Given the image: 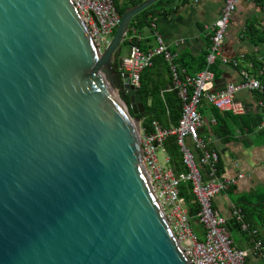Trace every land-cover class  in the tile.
Here are the masks:
<instances>
[{
    "label": "water",
    "instance_id": "obj_1",
    "mask_svg": "<svg viewBox=\"0 0 264 264\" xmlns=\"http://www.w3.org/2000/svg\"><path fill=\"white\" fill-rule=\"evenodd\" d=\"M159 1L126 9L101 53L73 0H0V264H191L120 75L132 20Z\"/></svg>",
    "mask_w": 264,
    "mask_h": 264
},
{
    "label": "built area",
    "instance_id": "obj_2",
    "mask_svg": "<svg viewBox=\"0 0 264 264\" xmlns=\"http://www.w3.org/2000/svg\"><path fill=\"white\" fill-rule=\"evenodd\" d=\"M245 0H224V6L218 19L206 26L210 42L206 57V68L191 78H182L176 65V55L166 46L157 31L155 20L150 22L154 31L157 46L144 51L136 45L129 47L123 58L120 75L128 76L130 86L141 89V74L154 65V59L163 56L168 62L173 75V90L182 102V118L177 128L164 129L157 122L151 126L152 133L147 135L140 127L141 163L148 174L150 187L160 206L169 227L191 264H245L248 252L238 250L231 240L228 221L213 208L216 197L237 184V180H227L219 175L220 158L209 142L201 138V130L205 121L200 108L206 104L209 108L221 113L242 116L246 109L237 102L236 97L242 91L264 93L261 76L264 67L258 74L249 71L252 65L247 64L239 72L240 81L228 83L223 89L215 90L216 75L212 70L221 63L232 68L240 67L245 55L229 59L223 55L226 34L239 4ZM76 9L85 22L91 37L101 53L109 47L112 38L121 22L115 0H73ZM131 41V39H128ZM264 56L258 59L263 61ZM264 110V100L260 102ZM264 128V124H262ZM176 139L182 156L185 173L177 174L170 166L171 161L165 152V143ZM164 155L160 163L158 154ZM201 169H205L202 173ZM242 179V178H241ZM190 184L192 195L199 206V225L204 230V239L200 242L193 229V220L189 216L186 202L180 197V187ZM233 217L241 232L253 240L250 251L264 264V242L244 220L241 211L236 210Z\"/></svg>",
    "mask_w": 264,
    "mask_h": 264
},
{
    "label": "crops",
    "instance_id": "obj_3",
    "mask_svg": "<svg viewBox=\"0 0 264 264\" xmlns=\"http://www.w3.org/2000/svg\"><path fill=\"white\" fill-rule=\"evenodd\" d=\"M136 1L138 0H115V4L119 8L127 5L130 8L140 5H133ZM145 1L147 0H143L142 3ZM223 6L224 0H173V3L165 8L166 13L150 18V21L155 20L158 33L162 36L169 51L176 55V60L182 54L192 65L187 72L177 63L184 78H191L199 73L197 62L202 55L208 52L210 45L206 26L218 19ZM253 17L264 20V11L253 0L242 1L226 35L223 47L225 57L236 59L242 55L264 56V46L253 47L242 40V32L248 20ZM128 38L139 42L144 51L152 50L157 46L151 26L144 27L140 31H131ZM129 47V45L125 46L127 49L125 56H122V47V58L128 55ZM219 65H221L222 73L216 79L215 90L223 89L228 83L240 81L237 70L221 63ZM149 74L153 81L166 82L168 79L167 76L162 75L158 67L152 68ZM236 100L246 109L242 116L221 112L217 114L206 104L200 108V114L205 121V127L201 130V138L209 142L211 148L219 155V175L227 180H237L233 188L214 199L213 208L228 221V231L235 247L249 253L245 264H263L250 253L253 240L249 235L241 232L233 213L236 210L242 213V206L249 208L252 211V214L248 216L253 223V229H251L255 230L258 239L264 242V142L259 138V131L252 132L250 128H247L259 119H262V124H264V110L260 106L262 99H259L254 92L242 91L237 95ZM219 114L223 118L225 114L232 117L227 119V125L232 131L233 138L227 143H223L213 133L217 125L216 116ZM261 128L264 129L262 125ZM201 172L204 173L205 169H201ZM242 215L246 221L245 214L242 213ZM245 223L248 225L247 222ZM235 224L239 229L235 227Z\"/></svg>",
    "mask_w": 264,
    "mask_h": 264
},
{
    "label": "trees",
    "instance_id": "obj_4",
    "mask_svg": "<svg viewBox=\"0 0 264 264\" xmlns=\"http://www.w3.org/2000/svg\"><path fill=\"white\" fill-rule=\"evenodd\" d=\"M143 0H138L133 3V5L141 4ZM188 1V0H186ZM254 3L264 11V0H253ZM173 0H160L153 6L149 7L148 9L144 10L142 13L137 15L131 22L128 35L125 38L123 46L126 45H136L141 47V44L135 40L129 41L128 36L131 31L136 30L140 31L144 27L150 26V18H155L161 13H166L167 11L165 8L167 5L172 4ZM129 6H124L119 8L116 6L119 14L122 16L125 10ZM232 22V21H231ZM264 20H261L259 17H253L248 20L245 30L242 32V40L248 42L253 47L257 46H264V27H263ZM231 24V23H230ZM228 33V32H227ZM227 35V34H226ZM208 52H206L202 57H200L199 61L197 62L199 67L198 71L201 72L206 68V57ZM259 56H251L245 55V59L241 63L240 67L234 68L238 72L241 69L247 68V64L250 63L252 65L249 68V71L253 74H258L264 67V58L263 61L258 59ZM177 63L187 70L191 69L192 65H190L185 57L181 54V56L176 60ZM178 66V65H177ZM158 67L162 71V75L168 77L166 82L162 81H153L151 75L149 74L152 68ZM215 72L216 79L219 78L220 74L222 73L221 65L216 64L212 69ZM178 71L182 78L184 75L181 73L180 69ZM261 80L264 85V75L261 76ZM141 97L143 100V105L145 109V117L142 122V129L145 131L147 135L152 133L151 126L154 122H157L161 125L164 129L170 128H177L182 118V102L178 97L176 91L173 90V75L171 72L170 65L168 62L165 61L163 56H158L154 59V65L151 68L146 69L141 74ZM259 99L264 100V93L254 92ZM217 114L218 111L214 110ZM232 118L230 115L224 116V118L219 114L216 116L217 125L213 129V133L217 135L223 143H227L230 139L233 138V134L231 129L227 125V119ZM242 122L241 119H238ZM263 121L262 119L257 120L255 123L250 124L247 128H250V131H259V138L264 142V129L261 128ZM247 126V124L245 125ZM165 152L170 158L171 161V168L177 173H185L186 170L182 163V156L180 150L177 146L176 139H170L165 143ZM220 165V164H219ZM219 170V168H218ZM180 197L186 202L189 216L193 220V229L194 232L200 242L204 239V230L199 225V206L196 202L195 198L192 195V188L190 184H183L180 187ZM263 207V206H262ZM242 213L245 214L246 221L250 228L253 227L252 220L248 219V216L252 214V211L242 206ZM235 227L239 229V227L235 224ZM253 229V228H252Z\"/></svg>",
    "mask_w": 264,
    "mask_h": 264
},
{
    "label": "rangeland",
    "instance_id": "obj_5",
    "mask_svg": "<svg viewBox=\"0 0 264 264\" xmlns=\"http://www.w3.org/2000/svg\"><path fill=\"white\" fill-rule=\"evenodd\" d=\"M126 52H127V49L125 48V46H123V53H122V56H125ZM158 158H159L160 163H163L164 155H163L162 152H159V154H158Z\"/></svg>",
    "mask_w": 264,
    "mask_h": 264
},
{
    "label": "flooded vegetation",
    "instance_id": "obj_6",
    "mask_svg": "<svg viewBox=\"0 0 264 264\" xmlns=\"http://www.w3.org/2000/svg\"><path fill=\"white\" fill-rule=\"evenodd\" d=\"M118 71H119V69H118Z\"/></svg>",
    "mask_w": 264,
    "mask_h": 264
}]
</instances>
